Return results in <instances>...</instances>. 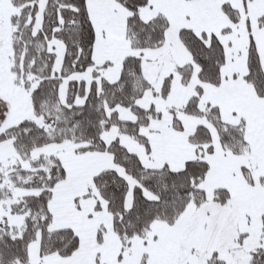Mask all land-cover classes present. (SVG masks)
<instances>
[{
    "label": "snow or ice",
    "instance_id": "obj_1",
    "mask_svg": "<svg viewBox=\"0 0 264 264\" xmlns=\"http://www.w3.org/2000/svg\"><path fill=\"white\" fill-rule=\"evenodd\" d=\"M0 264H264V0H0Z\"/></svg>",
    "mask_w": 264,
    "mask_h": 264
}]
</instances>
